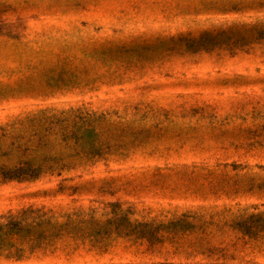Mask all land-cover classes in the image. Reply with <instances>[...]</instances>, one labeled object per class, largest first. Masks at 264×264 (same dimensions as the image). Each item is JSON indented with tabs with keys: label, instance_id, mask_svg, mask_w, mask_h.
<instances>
[{
	"label": "rangeland",
	"instance_id": "374dc122",
	"mask_svg": "<svg viewBox=\"0 0 264 264\" xmlns=\"http://www.w3.org/2000/svg\"><path fill=\"white\" fill-rule=\"evenodd\" d=\"M69 109L105 119L0 136V167L99 149L0 179V223L55 224L0 236V264H264V0H0V126Z\"/></svg>",
	"mask_w": 264,
	"mask_h": 264
},
{
	"label": "trees",
	"instance_id": "16d2710c",
	"mask_svg": "<svg viewBox=\"0 0 264 264\" xmlns=\"http://www.w3.org/2000/svg\"><path fill=\"white\" fill-rule=\"evenodd\" d=\"M49 112L50 110H38L29 112L25 114V116H19L10 124L0 126V136L7 141H12L15 137H37L42 134L54 136L58 135V133L66 135H77V133L81 135L84 133L95 134V127H93L92 124L100 122L101 119H105L103 114L95 116L96 113L83 112L80 109L62 111L60 113V118H56L55 115H49ZM77 113L79 114L76 115ZM82 113L85 114L83 117H80ZM72 125L74 127L73 132L71 131ZM46 126L51 127V129H45ZM57 129L58 131H56ZM25 150V154L22 153L25 157L22 156L23 159H21L18 165L0 167V179L3 181H34L45 172L41 166H30V163L33 161H53L56 160L57 157L63 156L89 161L97 157L99 153V149L95 144L89 145L81 143L64 148L55 146L37 147L30 145L26 147ZM51 172L57 175L62 174V171L53 170ZM34 214V210L29 208L18 212L16 215L5 217L4 221L0 223V236L9 239L12 237L11 235L20 237L25 233L34 234L39 228L44 229V231L54 230V223L49 222L46 218L35 217ZM30 238V240H32V237Z\"/></svg>",
	"mask_w": 264,
	"mask_h": 264
}]
</instances>
